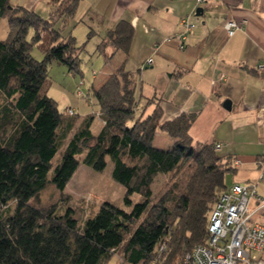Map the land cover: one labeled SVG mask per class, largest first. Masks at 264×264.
<instances>
[{"label": "trees", "instance_id": "1", "mask_svg": "<svg viewBox=\"0 0 264 264\" xmlns=\"http://www.w3.org/2000/svg\"><path fill=\"white\" fill-rule=\"evenodd\" d=\"M79 1L46 0L44 17L0 0V17L8 25L0 39V264H106L119 247L124 264H178L206 242L209 214L227 188L230 163L215 143H193L189 128L195 114L162 121L158 103L152 98L141 103L136 75L124 60L90 87L103 121L97 133L91 129L93 114L79 118L69 108L66 114L59 110L47 94L48 66L57 62L81 73L84 44L72 34L80 20L70 25ZM132 35L131 24L119 21L95 52L107 62L110 44L126 57ZM37 44L41 59L30 53ZM160 131L173 140L171 147L154 145ZM107 157L112 178L125 188L121 206L103 201L80 223L70 207L58 213L32 201L48 183L63 191L80 163L103 170ZM158 174L170 176L155 196ZM134 193L140 195L137 202ZM162 242L166 247L158 256Z\"/></svg>", "mask_w": 264, "mask_h": 264}, {"label": "crops", "instance_id": "2", "mask_svg": "<svg viewBox=\"0 0 264 264\" xmlns=\"http://www.w3.org/2000/svg\"><path fill=\"white\" fill-rule=\"evenodd\" d=\"M9 2L44 17L48 14L46 0ZM198 7L201 15L195 13ZM181 18L193 24L182 47L173 38L183 30ZM226 18L240 24L232 36H227L223 27ZM76 20L80 21L72 34L81 24L86 37L89 31L91 38L97 37L96 46L119 21L133 27L126 57L106 45L105 53L112 57L106 62L101 56L109 66L91 85L99 86L124 60L125 69L136 75L141 103L149 98L158 103L162 121L181 113L195 114L189 128L193 143L221 144L217 152L231 167L225 173V187L256 183L257 193L264 192L260 179L264 161V66L260 68L264 64V0H208L200 4L196 0H80L70 25ZM117 53V61H112ZM148 58L153 62L145 65ZM162 137L155 146L171 147L173 140ZM228 173L233 181L229 185ZM255 206L251 200L250 208ZM262 215L264 208L255 212L253 219L264 224Z\"/></svg>", "mask_w": 264, "mask_h": 264}, {"label": "rangeland", "instance_id": "3", "mask_svg": "<svg viewBox=\"0 0 264 264\" xmlns=\"http://www.w3.org/2000/svg\"><path fill=\"white\" fill-rule=\"evenodd\" d=\"M38 13L40 14V12ZM85 31V27L80 24L76 27L74 35L77 44H84V48L79 54L81 73H70L67 67L61 63H50L47 72V94L57 102L59 110L62 113H65L66 109L72 108L74 111L72 110L71 114L75 112L76 117L79 118H83L88 114H93L94 120L91 128L92 131L96 133L100 129L101 118L98 105L90 93V87L91 84H95L96 79H99L103 75L109 65H106L103 61V57L95 52V46L98 43L97 37H90V39L87 40ZM7 34L8 25L6 18L0 17V39L6 38ZM30 53L36 59L42 58L41 48L38 44L32 46ZM118 56H120V53H117L112 61H117ZM92 72H94V74L96 73V75L92 76ZM80 80H82L83 83L77 88ZM87 93H89L88 96L86 95ZM1 103H3V99L0 95V104ZM161 136H163L165 140H170L168 136L160 131L153 140L154 145L159 143ZM165 143L166 142H162L161 145H167ZM63 149L64 148H60L55 154L53 159L54 163L60 159ZM106 161L107 165L103 170H94L80 163L63 191L60 192L54 185L48 183L32 201L45 210L54 207V210L58 213H62L65 208L70 207L73 209L74 216L80 223L83 222L86 217L96 212L103 201H110L121 206L125 188L121 183L112 178V162L110 158L107 157ZM169 176L168 174H158L155 177L152 184L155 196L165 188ZM231 176V173L226 175L227 185L233 182ZM261 196L264 197V192ZM131 198L133 202H137L140 199V195L134 193ZM12 207L13 203L10 209H12ZM262 217H264V215H262ZM123 260L122 247H119L113 252L112 258L106 264H124Z\"/></svg>", "mask_w": 264, "mask_h": 264}, {"label": "built area", "instance_id": "4", "mask_svg": "<svg viewBox=\"0 0 264 264\" xmlns=\"http://www.w3.org/2000/svg\"><path fill=\"white\" fill-rule=\"evenodd\" d=\"M206 1L196 0L198 4ZM179 24L183 30L173 38L182 47L185 33L191 31L193 24L188 18H181ZM223 27L227 36H232L240 24L232 18H226ZM152 62L153 59L148 58L145 65ZM263 66L260 64V68ZM220 147V143L215 144L216 149ZM260 179L264 182V161L261 162ZM255 187L256 183H236L226 188L210 211L206 242L186 252L178 264H264V224L253 219L254 213L264 208V197L257 193ZM251 200L256 202L252 209ZM165 247L166 243L162 242L158 256Z\"/></svg>", "mask_w": 264, "mask_h": 264}, {"label": "water", "instance_id": "5", "mask_svg": "<svg viewBox=\"0 0 264 264\" xmlns=\"http://www.w3.org/2000/svg\"><path fill=\"white\" fill-rule=\"evenodd\" d=\"M195 13H196L197 15H201V14H202V8H201V7L196 8ZM227 103H228V102H227Z\"/></svg>", "mask_w": 264, "mask_h": 264}]
</instances>
